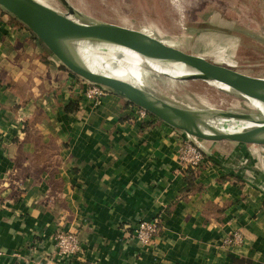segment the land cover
Returning <instances> with one entry per match:
<instances>
[{
	"label": "crops",
	"instance_id": "0c3cea01",
	"mask_svg": "<svg viewBox=\"0 0 264 264\" xmlns=\"http://www.w3.org/2000/svg\"><path fill=\"white\" fill-rule=\"evenodd\" d=\"M40 51L0 12V264H264L261 149L201 144L189 183L170 126L113 93L89 101ZM154 217L143 246L135 226ZM235 231L243 243L226 248ZM70 232L79 252L56 262Z\"/></svg>",
	"mask_w": 264,
	"mask_h": 264
},
{
	"label": "rangeland",
	"instance_id": "374dc122",
	"mask_svg": "<svg viewBox=\"0 0 264 264\" xmlns=\"http://www.w3.org/2000/svg\"><path fill=\"white\" fill-rule=\"evenodd\" d=\"M39 1L78 23L116 24L142 31L186 53L199 54L214 63L229 66L241 74L264 79V0H66L74 10L72 14L63 0ZM0 12L4 13L1 9ZM33 37L40 50L42 49L41 55L46 50L55 68L69 72L73 75L74 83L84 85L82 94L86 98L85 93L90 83L63 67L45 45L34 35ZM217 53L222 54L223 62L214 60L213 55ZM118 66L117 61L111 63V68ZM137 74H142V84L146 91L179 108L197 111L214 108L233 115H259L250 101L237 93L223 91L208 81H198L191 77H168L147 67H142ZM134 76H131L133 82L137 77ZM146 114L147 118L152 117L158 121L149 113ZM230 119L233 118L217 117L209 123L221 129L241 125V120L233 119L234 122H231ZM172 130L187 136L180 130ZM188 138L198 144L203 152L201 144L215 143L189 136ZM242 146L262 150L257 153V157L260 158V167L264 172V146ZM261 187L264 193V186Z\"/></svg>",
	"mask_w": 264,
	"mask_h": 264
},
{
	"label": "water",
	"instance_id": "95a60500",
	"mask_svg": "<svg viewBox=\"0 0 264 264\" xmlns=\"http://www.w3.org/2000/svg\"><path fill=\"white\" fill-rule=\"evenodd\" d=\"M63 1L69 13H74L69 3ZM0 9L25 26L68 71L123 98L129 104L184 132L187 136L207 142L264 146V117L260 113L247 116L227 114L215 109L197 111L179 108L156 98L145 89L108 75L95 73L84 65L81 67L73 59V44L83 40L97 44L109 43L125 47L150 59L181 64L195 72L190 76L192 79L217 82L228 89L226 92L231 91L247 101L252 99L262 104H264L263 78L250 77L229 66L215 64L199 54L186 53L142 31L116 24L78 23L35 0H0ZM71 43L72 47H69ZM250 103L253 104L251 101ZM255 116L259 125L239 133H225L224 129L209 123L217 117L254 121Z\"/></svg>",
	"mask_w": 264,
	"mask_h": 264
},
{
	"label": "bare ground",
	"instance_id": "6f19581e",
	"mask_svg": "<svg viewBox=\"0 0 264 264\" xmlns=\"http://www.w3.org/2000/svg\"><path fill=\"white\" fill-rule=\"evenodd\" d=\"M35 1L47 8H50L56 11L54 8H52L48 4H45L39 0H35ZM73 46H74V50L72 49L73 59L76 60V62L81 67H83L84 65L87 69L95 73H98L101 75H108L109 77L125 81L141 89H144V85L142 84L144 78L142 74L139 75L137 74V72L142 67H147L148 69L154 72L160 73L162 75H166L168 77H173V78H185V77H190L195 74V72L192 69L187 68L184 65L150 59L130 49H127L125 47L118 46V45H111L109 43L97 44V43H92V42L83 40L81 42L75 43V45L73 44ZM69 47H72V43L71 45H69ZM221 55H222L221 53H217L215 56L213 55L214 60L216 62L217 61L223 62L224 58H222ZM113 61L115 62L117 61L119 66L116 68H111V63ZM215 64H218V63H215ZM218 65H224V64H218ZM130 75L137 76L135 78L136 79L135 82L131 80L132 78ZM210 83L215 85L216 87H218L219 89L223 91H228V89L225 86L217 82H210ZM250 101L253 103L252 107L256 109L264 117V104L258 101L252 100V99H250ZM230 121L234 122V120H230ZM240 122H241V125L239 127L225 128L224 132L225 133H239V132L244 131L245 129L256 127L259 125V123H256L257 122L256 116L254 117V121H245V122L240 121Z\"/></svg>",
	"mask_w": 264,
	"mask_h": 264
},
{
	"label": "built area",
	"instance_id": "2783aa9c",
	"mask_svg": "<svg viewBox=\"0 0 264 264\" xmlns=\"http://www.w3.org/2000/svg\"><path fill=\"white\" fill-rule=\"evenodd\" d=\"M107 93L103 88L90 84L88 91L85 93L89 100L99 101ZM147 112L140 108H134V115L137 120H144L147 118ZM177 139L180 143L178 148L179 163L185 167L198 168L204 159V152L200 146L189 140L188 136H183L176 133ZM161 230V221L159 217H154L149 220H140L134 229V236L137 241L143 246H149L159 236ZM243 243V236L240 232L235 231L223 241L226 248L237 246ZM79 243L76 234L74 233H60L56 236L55 243V260L56 262L70 261L79 252ZM3 253L0 250V257Z\"/></svg>",
	"mask_w": 264,
	"mask_h": 264
},
{
	"label": "trees",
	"instance_id": "16d2710c",
	"mask_svg": "<svg viewBox=\"0 0 264 264\" xmlns=\"http://www.w3.org/2000/svg\"><path fill=\"white\" fill-rule=\"evenodd\" d=\"M196 169L197 168H193V167L187 168V179H188L189 183H191L193 181V179L195 178Z\"/></svg>",
	"mask_w": 264,
	"mask_h": 264
}]
</instances>
